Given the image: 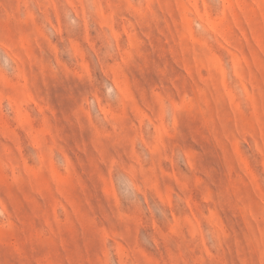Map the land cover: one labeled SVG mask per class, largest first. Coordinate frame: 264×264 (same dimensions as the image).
Masks as SVG:
<instances>
[{
    "label": "rangeland",
    "instance_id": "374dc122",
    "mask_svg": "<svg viewBox=\"0 0 264 264\" xmlns=\"http://www.w3.org/2000/svg\"><path fill=\"white\" fill-rule=\"evenodd\" d=\"M0 264H264V0H0Z\"/></svg>",
    "mask_w": 264,
    "mask_h": 264
}]
</instances>
